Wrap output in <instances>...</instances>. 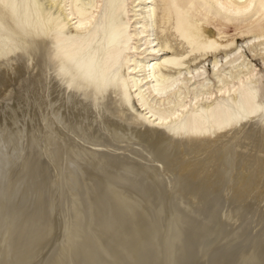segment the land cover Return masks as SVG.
<instances>
[{"label":"bare ground","instance_id":"1","mask_svg":"<svg viewBox=\"0 0 264 264\" xmlns=\"http://www.w3.org/2000/svg\"><path fill=\"white\" fill-rule=\"evenodd\" d=\"M0 264H264V0H0Z\"/></svg>","mask_w":264,"mask_h":264},{"label":"rangeland","instance_id":"2","mask_svg":"<svg viewBox=\"0 0 264 264\" xmlns=\"http://www.w3.org/2000/svg\"><path fill=\"white\" fill-rule=\"evenodd\" d=\"M240 44H241V41L238 40V45H240ZM245 54H246L247 57H250V54H249L248 52H246ZM254 63H255L258 67L260 66V65H259V62H257V61H255Z\"/></svg>","mask_w":264,"mask_h":264}]
</instances>
